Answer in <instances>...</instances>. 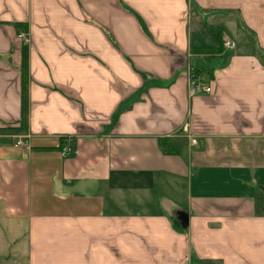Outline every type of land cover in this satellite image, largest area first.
<instances>
[{
  "label": "crops",
  "instance_id": "obj_1",
  "mask_svg": "<svg viewBox=\"0 0 264 264\" xmlns=\"http://www.w3.org/2000/svg\"><path fill=\"white\" fill-rule=\"evenodd\" d=\"M9 261L264 264V0H0Z\"/></svg>",
  "mask_w": 264,
  "mask_h": 264
},
{
  "label": "built area",
  "instance_id": "obj_2",
  "mask_svg": "<svg viewBox=\"0 0 264 264\" xmlns=\"http://www.w3.org/2000/svg\"><path fill=\"white\" fill-rule=\"evenodd\" d=\"M20 39L23 41L27 40L26 34H20ZM223 46L227 49H234L236 46V42L234 40H231L229 38L224 37L223 38ZM212 91V86L205 84L200 76L191 75V85H190V93L196 94V93H209ZM21 143V141H19ZM193 143H195V140H193ZM76 150H73L70 146H65L62 148V155L67 156L71 153H76Z\"/></svg>",
  "mask_w": 264,
  "mask_h": 264
},
{
  "label": "rangeland",
  "instance_id": "obj_3",
  "mask_svg": "<svg viewBox=\"0 0 264 264\" xmlns=\"http://www.w3.org/2000/svg\"><path fill=\"white\" fill-rule=\"evenodd\" d=\"M24 260H22L23 262ZM5 264H15L13 261L5 262Z\"/></svg>",
  "mask_w": 264,
  "mask_h": 264
},
{
  "label": "trees",
  "instance_id": "obj_4",
  "mask_svg": "<svg viewBox=\"0 0 264 264\" xmlns=\"http://www.w3.org/2000/svg\"><path fill=\"white\" fill-rule=\"evenodd\" d=\"M193 74L199 76L196 72H194Z\"/></svg>",
  "mask_w": 264,
  "mask_h": 264
}]
</instances>
